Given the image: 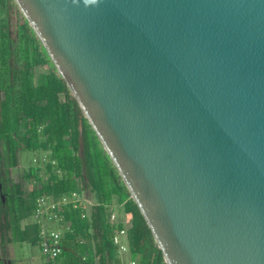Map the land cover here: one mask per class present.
<instances>
[{"label":"water","instance_id":"water-1","mask_svg":"<svg viewBox=\"0 0 264 264\" xmlns=\"http://www.w3.org/2000/svg\"><path fill=\"white\" fill-rule=\"evenodd\" d=\"M14 2L165 264H264V0Z\"/></svg>","mask_w":264,"mask_h":264},{"label":"trees","instance_id":"trees-1","mask_svg":"<svg viewBox=\"0 0 264 264\" xmlns=\"http://www.w3.org/2000/svg\"><path fill=\"white\" fill-rule=\"evenodd\" d=\"M6 2L0 0V8H5ZM21 21L23 22L20 23ZM1 36H7L5 19L0 23ZM9 42L6 41L0 50L1 53L4 49L10 56L9 68L14 70L18 66V72L24 71L25 74L33 75L30 84L18 87V92L13 91V75L10 85V79L6 78L7 90L12 89L4 91L7 102L4 105L6 112L0 137L7 139L11 152L10 162L13 165L16 163L17 150L31 152L39 147L42 150L50 148L49 159L55 161L54 168L62 172L61 176H58L56 169L51 171V165L48 163L46 171L51 173L47 182L41 183L39 189L27 187L25 183L27 180L40 181L33 168L29 169L22 179L19 178L18 182L12 184L8 203H11L9 213L15 234L25 239L28 230H20L19 222L22 217L15 204L12 206L13 203H18L20 208L31 216L34 201L40 195L51 194L58 199L73 190L81 192V189H86L94 199L91 204L90 222L81 218L83 211L80 207H70L71 217H66L65 212L63 213L64 218L66 217L65 223L70 226L71 231L62 236L60 264H125V260L118 258L111 242L113 232L121 228L127 231L129 261L134 264H165L150 229L130 198L115 167L83 117L64 80L58 75L32 29L20 14L17 17V42L11 49L8 47ZM15 53L18 55L16 59L13 57ZM5 65L7 67V64ZM20 123L24 132L19 135ZM14 133L17 134L16 140L12 136ZM79 140L82 145L81 155L78 154ZM84 178L86 182L82 184ZM75 180H79V188ZM114 203L124 213L122 220L117 224L110 221ZM79 205L81 206V203ZM83 220L87 227L75 223ZM33 233L38 239L37 226L33 227Z\"/></svg>","mask_w":264,"mask_h":264},{"label":"rangeland","instance_id":"rangeland-1","mask_svg":"<svg viewBox=\"0 0 264 264\" xmlns=\"http://www.w3.org/2000/svg\"><path fill=\"white\" fill-rule=\"evenodd\" d=\"M16 7L13 9L16 12ZM18 14H20L18 12ZM20 16H22L20 14ZM15 20L16 17L14 16V13L10 14L9 17V22H10V29H11V35H14V29H15ZM0 45L3 48L4 44L6 42V40L0 39ZM18 53V52H17ZM17 53L14 54V59H16L18 57ZM10 58V56L4 52V49L1 52V56H0V89L2 91H6L7 90V82H6V78H8L9 76V85H10V81H11V75H13L14 78V88L13 91L18 92L17 89L20 86H28L30 84V82L32 81L33 75L32 74H25L24 71L22 72H18V66L12 70L9 68V66L6 67L5 64H7L8 59ZM22 59L24 60V56L22 57ZM46 59V58H45ZM5 61V63H4ZM21 61V59H20ZM14 62V61H13ZM15 63H18L17 61H15ZM7 69V70H6ZM10 71V72H9ZM12 72V74H11ZM22 82V84H21ZM13 84V82H12ZM8 85V86H9ZM12 89V88H11ZM11 89L7 90V91H11ZM9 97L8 93H7V98ZM2 100V93H0V101ZM1 103H0V107H1ZM4 106V104H3ZM4 109V108H3ZM22 127V126H21ZM44 128V127H42ZM19 129V126H18ZM44 131V130H43ZM42 131V132H43ZM41 140H44L43 138H41ZM50 153L51 150L50 148H48L47 150H42L39 148L32 150L31 152H22V153H18V164L16 168H13L10 164H8V158H7V152H6V144L4 140L0 141V155L2 157V162L3 164H5L6 166L9 165V172H10V180L13 182H18L19 178L22 179V177H24V175L28 172L29 169L33 168V170H35L38 173V176L40 178V181H30L27 180L25 183L27 187H31L32 186L36 189H39L40 185L45 184L49 178V174L51 172H47L46 171V163H50L51 164V160L50 158ZM80 154V152L78 153ZM44 159V160H42ZM40 165H38V164ZM55 163L52 166L51 164V171H54L56 168L55 167ZM53 167V168H52ZM53 173V172H52ZM61 171L56 169V174L58 176H61ZM79 181V180H78ZM78 181H74L77 185V188H79V184ZM42 183V184H41ZM31 184V186H30ZM82 184H85V181L82 180ZM49 196H52L51 194ZM53 197V196H52ZM79 198L81 200H87L89 203L93 204V196L86 190V189H81V192L79 193ZM17 208V211L21 214V219L19 222V228L21 231L23 230H28L26 233V238L23 239L21 238V236H18L15 234V232L13 231V238H12V230L10 228V224L9 222L12 220V216H10V220H9V216L7 217V220L5 221V219H3V217H0V225L4 226L5 225V230L1 231L3 233V240L5 241V247H4V253H6L5 256V263L6 264H47V258L46 256H44L43 252L41 251V247L39 244V241L37 239V237L35 238V234L33 233V227L36 226L35 225V220L34 218H32L30 216V214H26L24 210H22L20 208V206L18 205V203H13L12 206H14ZM11 206V203L9 204ZM14 207V208H15ZM70 207L66 208L64 210L66 217L69 215H71V210H69ZM113 213L116 216V220H115V224H117V222L119 220H122V217L124 215L123 211L121 208H119L115 203L113 204ZM65 217V219H66ZM71 217V216H70ZM74 222V221H73ZM88 222V220H87ZM76 224H82V227H87V223L83 221H76ZM51 227H49L52 230H58L60 231L62 234L64 232L61 224L57 223L56 221L52 220L51 222L48 223ZM27 228V229H26ZM14 239V240H13ZM123 259L125 260V264H129V259H128V255H125L123 257Z\"/></svg>","mask_w":264,"mask_h":264},{"label":"built area","instance_id":"built-area-1","mask_svg":"<svg viewBox=\"0 0 264 264\" xmlns=\"http://www.w3.org/2000/svg\"><path fill=\"white\" fill-rule=\"evenodd\" d=\"M44 160V159H42ZM49 163V162H48ZM46 163V164H48ZM56 164L55 161H51L52 166ZM38 164V163H37ZM50 164V165H51ZM40 165V164H38ZM56 166V165H55ZM80 191L73 190L69 194L60 196L55 199L49 195H40L34 201V207L31 211V216L35 220V225L39 229V240L41 251L46 256L47 261L52 264H60L61 253H62V236L63 234L58 230H52L48 223L52 220L61 224L64 232H70L71 228L65 223L63 216L64 210L68 207L73 209L82 208L83 213L81 218L87 219V208L90 206L87 200H81L79 198ZM81 203V206L79 205ZM116 216L114 213L110 215V221L115 224ZM111 242L115 247V252L121 260L128 254V243H127V231L125 228L117 229L111 236ZM129 264H134L133 261H129Z\"/></svg>","mask_w":264,"mask_h":264},{"label":"flooded vegetation","instance_id":"flooded-vegetation-1","mask_svg":"<svg viewBox=\"0 0 264 264\" xmlns=\"http://www.w3.org/2000/svg\"><path fill=\"white\" fill-rule=\"evenodd\" d=\"M6 1L7 2L5 5V8H2V7L0 8V23L4 19L6 20V22H7V36H1L0 39L6 40V41L9 40L10 42H9L8 47L11 49L12 45H15V43L17 42V17L19 15L18 12L20 13V11H19V8L17 7V5L15 4L14 0H6ZM0 6H2V5H0ZM15 7L17 8L16 12H15V10H13ZM11 13H14V16L16 17L15 29H14V35L13 36L11 35L10 22H9V17H10ZM22 22L23 21H21L20 23H22ZM0 50H1V45H0ZM0 55H1V53H0ZM7 66H11V58L8 59ZM0 93H2V100L0 101V103L2 104L0 107V134H1L2 133L1 131H3V122L5 120V112H6L3 104L5 105L7 100H6L5 92L0 89ZM21 126H22V123L19 124V129H18L19 135H20V133L24 132L23 126L22 127ZM16 135H17L16 133H14L12 135L15 140L17 139ZM1 140H4L5 144H6L8 164H10L13 168H16L17 164H18V153L20 154V153L26 152V151L17 150L15 152L16 163L13 165L10 162L11 152H10V148H9V144L7 142V139L5 137H0V141ZM13 183L14 182L10 180L9 165L6 166L5 164H3L2 157L0 155V217H3V219H5V221L7 220L8 216H9V220H10V216H11V214L9 213V203H8L9 199H8V197H10L9 189L12 187ZM11 222H12V220L9 222V224H10V228L12 230V238H13V227H11ZM0 230L4 231L5 225L4 226L0 225ZM1 231H0V264H6L5 263L6 253H4L5 241L3 240V233ZM38 241L40 244L39 237H38Z\"/></svg>","mask_w":264,"mask_h":264}]
</instances>
